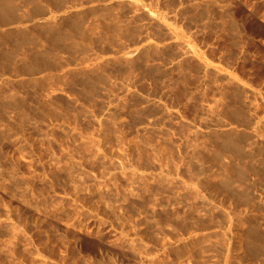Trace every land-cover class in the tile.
Instances as JSON below:
<instances>
[{
  "label": "rangeland",
  "instance_id": "obj_1",
  "mask_svg": "<svg viewBox=\"0 0 264 264\" xmlns=\"http://www.w3.org/2000/svg\"><path fill=\"white\" fill-rule=\"evenodd\" d=\"M0 264H264V0H0Z\"/></svg>",
  "mask_w": 264,
  "mask_h": 264
}]
</instances>
